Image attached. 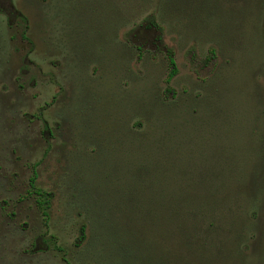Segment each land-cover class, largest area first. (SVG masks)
Masks as SVG:
<instances>
[{"label":"rangeland","instance_id":"obj_1","mask_svg":"<svg viewBox=\"0 0 264 264\" xmlns=\"http://www.w3.org/2000/svg\"><path fill=\"white\" fill-rule=\"evenodd\" d=\"M168 1L0 0L25 17L32 44L0 12V264H264V0ZM153 12L161 28L150 47L131 25ZM162 93L177 121L193 122V144L217 155L209 166L243 177L235 234L210 236L197 255L171 245L122 259L103 241L92 247L89 229L76 245L82 206L127 157L125 129H146ZM29 178L49 194L46 221ZM38 237L46 249L34 250Z\"/></svg>","mask_w":264,"mask_h":264},{"label":"trees","instance_id":"obj_2","mask_svg":"<svg viewBox=\"0 0 264 264\" xmlns=\"http://www.w3.org/2000/svg\"><path fill=\"white\" fill-rule=\"evenodd\" d=\"M167 2L161 0L160 5ZM0 12L13 19L19 27L20 39L26 42L30 51L32 44L26 36L25 17L9 2ZM154 14L132 22L131 30L134 33L146 30L151 35L155 30L159 31L161 20L156 21ZM164 58L167 64L165 84H168L176 74L172 51L166 49ZM23 61L27 62L26 59ZM160 97L165 105L158 109L159 116L155 120L147 119L146 129L139 122L125 129L129 139L125 148L127 157L124 153L119 163L116 162V180H112L108 188L107 185L104 189L97 188L94 206L86 205L88 211L85 204L82 206L85 224L78 228L76 245L86 238L89 229L92 247L103 241L104 246L122 259L134 253L138 255L144 249L150 253L154 248L170 250L171 245L178 251L197 255L207 250L206 242L210 236L224 230L235 234L233 222L241 213L239 202L243 194L238 186L243 177L230 174V170L209 166L220 162L217 155L213 158L201 153L205 147L201 150L192 142L190 127L193 122L177 121L171 114L173 99L167 98L166 93ZM195 130L199 134L204 128L196 127ZM193 149L198 153L194 155ZM206 159L214 160H207L209 169L203 170L201 167L206 164ZM34 191L37 209L46 221L49 194ZM110 191L112 199L106 196ZM157 238L159 242H155ZM51 245L53 250L61 251L53 241ZM176 260L178 264L182 263L178 257ZM63 262L69 264L64 256Z\"/></svg>","mask_w":264,"mask_h":264},{"label":"flooded vegetation","instance_id":"obj_3","mask_svg":"<svg viewBox=\"0 0 264 264\" xmlns=\"http://www.w3.org/2000/svg\"><path fill=\"white\" fill-rule=\"evenodd\" d=\"M147 34V35H149V39H150V47H154V46H158L159 44L157 43L158 41H159V39H157L156 38V36L155 35H151V34H149L146 30H141V32H135V36L136 35H138V34ZM139 47V46H138ZM137 47V48H138ZM43 130H42V132L43 133H45L46 134V136L47 137H50V133H49V131H48V129H47V126L45 125V123H43ZM32 181L30 180V178L28 179V187L30 188V190H29V192H30V194L31 195H33L34 196V203H35V205H36V195H35V189L34 188H32ZM37 240L39 241V243H37ZM39 244H40V246H39ZM33 247H34V250H36V249H39V250H44V249H46L47 248V246L45 245V242L43 241V239H41V237H38V238H36V241L34 242V245H33Z\"/></svg>","mask_w":264,"mask_h":264}]
</instances>
